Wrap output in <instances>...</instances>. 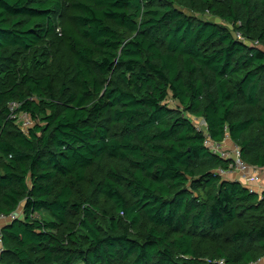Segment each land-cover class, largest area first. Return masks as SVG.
Masks as SVG:
<instances>
[{
    "label": "trees",
    "instance_id": "obj_1",
    "mask_svg": "<svg viewBox=\"0 0 264 264\" xmlns=\"http://www.w3.org/2000/svg\"><path fill=\"white\" fill-rule=\"evenodd\" d=\"M194 119L264 168V0H0V264L258 262Z\"/></svg>",
    "mask_w": 264,
    "mask_h": 264
},
{
    "label": "built area",
    "instance_id": "obj_2",
    "mask_svg": "<svg viewBox=\"0 0 264 264\" xmlns=\"http://www.w3.org/2000/svg\"><path fill=\"white\" fill-rule=\"evenodd\" d=\"M240 36L239 34H237ZM257 44V42H256ZM19 103L17 102H11L9 104L10 109V117L14 119L17 126L26 134L29 133V129L34 126L35 121L31 118V116L27 112H20L18 111ZM195 122H197V127L199 130L205 131L206 138L204 140L205 146L210 150L211 153L226 159L230 160L229 162V169L223 170L219 168L217 170V173L220 175H226L228 172L232 170H238L244 174H246L248 177V180L250 182H256L259 180L261 175H264V168L254 166L251 164H248L241 158L240 148L234 144L231 147H226L223 144V141L221 142H215L211 141L209 137L207 136V124L204 120L200 119H194ZM250 191H254V188L251 185H247ZM21 213L19 211H16L14 214L10 216H4L0 215V221H11L17 217H19ZM1 229V226H0ZM1 244H2V237L0 233V251H1ZM259 262V261H258ZM258 262H255L253 264H259ZM218 264H224L222 260L217 262Z\"/></svg>",
    "mask_w": 264,
    "mask_h": 264
},
{
    "label": "crops",
    "instance_id": "obj_3",
    "mask_svg": "<svg viewBox=\"0 0 264 264\" xmlns=\"http://www.w3.org/2000/svg\"><path fill=\"white\" fill-rule=\"evenodd\" d=\"M223 144L227 147H231L234 145V142L227 137L225 140H223ZM247 175L238 171V170H232L228 172L226 175H224V179L226 180H232V181H239L242 185L248 187L247 185H251L254 188V191L257 193H262L264 191V175H261L259 180L256 182H250L248 180ZM20 213H22L21 208L18 210ZM6 221L1 222L0 221V226L4 225ZM259 264H264V257L261 258L258 262Z\"/></svg>",
    "mask_w": 264,
    "mask_h": 264
},
{
    "label": "rangeland",
    "instance_id": "obj_4",
    "mask_svg": "<svg viewBox=\"0 0 264 264\" xmlns=\"http://www.w3.org/2000/svg\"><path fill=\"white\" fill-rule=\"evenodd\" d=\"M195 124H197V122L194 121ZM22 217V214L20 215Z\"/></svg>",
    "mask_w": 264,
    "mask_h": 264
}]
</instances>
